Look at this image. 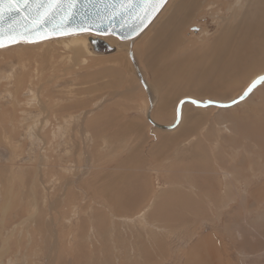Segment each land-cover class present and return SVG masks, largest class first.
I'll return each instance as SVG.
<instances>
[{
	"label": "rangeland",
	"instance_id": "obj_1",
	"mask_svg": "<svg viewBox=\"0 0 264 264\" xmlns=\"http://www.w3.org/2000/svg\"><path fill=\"white\" fill-rule=\"evenodd\" d=\"M182 1L131 44L151 98L129 42L0 48V264H264V79L231 106L184 102L172 129L146 118L149 100L171 125L182 97L230 102L264 73V48L217 72L256 0Z\"/></svg>",
	"mask_w": 264,
	"mask_h": 264
},
{
	"label": "water",
	"instance_id": "obj_2",
	"mask_svg": "<svg viewBox=\"0 0 264 264\" xmlns=\"http://www.w3.org/2000/svg\"><path fill=\"white\" fill-rule=\"evenodd\" d=\"M40 2L41 0H29L32 6L31 11H29L24 6L23 0H20L18 4H14L9 10L8 0H5V15L0 19V43L3 46L18 42H38L51 37L88 32L99 36H113L120 41L129 42V57L132 59V42L153 21L167 0H163V3H159V0H126L125 7H118L121 0H78L76 7L69 16H65L64 11L60 9H49L47 13L45 9H39L40 19L37 21L36 5ZM42 2L47 4L48 0H42ZM128 3H135L139 6L128 7ZM153 3H159V6L154 9L151 6ZM89 44L91 52H95V54H109L116 50V46L102 42L98 37L97 39H90ZM135 66L137 65L135 64ZM136 72L141 85H143L147 93V97H150L149 88L141 72ZM261 77H264V73L255 77L247 90L230 102H202L190 97L181 98L177 104L175 122L166 126L152 121L149 112L152 109L153 102L148 98L149 107L146 118L157 128L172 129L179 123V113L184 102L187 101L202 107L210 105L219 107L231 106L244 100L251 92L248 89L251 87L252 90L259 81L263 80ZM246 92L247 95H245Z\"/></svg>",
	"mask_w": 264,
	"mask_h": 264
},
{
	"label": "bare ground",
	"instance_id": "obj_3",
	"mask_svg": "<svg viewBox=\"0 0 264 264\" xmlns=\"http://www.w3.org/2000/svg\"><path fill=\"white\" fill-rule=\"evenodd\" d=\"M168 2V0H167ZM166 2V3H167ZM184 3L185 7H189L188 6V2L187 1H182ZM260 3H264V0H256L255 2V18L253 17L252 19H250L249 21L246 20V18H243L242 20L245 22L242 26H240L239 24L236 25V30H239V32H241V34H238V36H234V37H229L228 42L225 44V48L223 50V52L221 53V57H222V62H219V65L217 66V72L219 74H221V76L230 74L232 72H236L239 73L240 76L245 72V69H250L252 68V66H248L247 65V60L246 57L247 56H252L253 52H259L260 50H262L264 48V11L261 9V6L258 7ZM166 3L164 4V6L166 5ZM192 4V3H191ZM181 5V4H180ZM163 6V7H164ZM163 7L161 8V10L163 9ZM258 7V8H257ZM257 8V9H256ZM161 10L159 11V13L161 12ZM191 10V8H190ZM158 13V14H159ZM157 14V15H158ZM155 19V18H154ZM153 19V20H154ZM255 20V21H254ZM151 24V23H150ZM149 24V25H150ZM148 25V26H149ZM147 28V27H146ZM145 30V29H144ZM143 32V31H142ZM60 37V36H59ZM97 37L100 39V41H104L107 44L111 45V46H115L117 43L120 44H124L125 46L128 44V42L126 41H120L117 38L113 37V36H99V35H95L92 33H88V32H82V33H76L75 35H67L66 37H62L64 38V44H66V46H68V50H75L77 52L80 53H84L87 55H90L91 53V47L89 44L90 39H97ZM138 37V36H137ZM136 37V38H137ZM52 39L54 37H51ZM60 38V39H62ZM49 39V38H48ZM59 39V38H58ZM112 39H115L116 41L113 43L111 42ZM226 40V37L225 39ZM119 41V42H118ZM18 43H28V42H18ZM18 43H13V44H8L6 46H10V45H14V44H18ZM34 43V42H31ZM29 43V44H31ZM130 45V44H129ZM64 46V45H63ZM5 47V46H3ZM2 47V48H3ZM1 48V47H0ZM127 48V46H126ZM122 49V48H119ZM118 50V49H117ZM116 50V51H117ZM126 50V49H125ZM130 51V49H129ZM128 51V52H129ZM133 51V50H132ZM95 54V52H93ZM111 53H114L111 52ZM117 53V52H116ZM133 53V52H132ZM110 54V53H109ZM97 55H101L102 54H97ZM106 55V54H104ZM103 55V56H104ZM112 55V54H111ZM129 55V54H128ZM127 55V56H128ZM86 56V55H85ZM98 56V57H99ZM100 56V57H101ZM135 55L132 56V59L130 58L129 61L132 62V64L134 65L133 67L135 68L136 71H140L139 67L137 65V62L135 61L134 58ZM94 57H96L94 55ZM84 58V57H83ZM260 60V59H259ZM262 60V59H261ZM128 61V62H129ZM135 64L137 66H135ZM248 66V67H247ZM263 74V73H261ZM260 75V74H259ZM258 76V75H257ZM256 76V77H257ZM255 78V77H254ZM253 77L250 79V83L253 81L254 79ZM213 89V88H212ZM214 90V89H213ZM187 97V96H185ZM184 97H182L183 99ZM213 101V100H212ZM187 102V101H186ZM217 102H223L224 101H217ZM140 110V109H139ZM180 115V119L182 116V110L179 113ZM153 121V120H152ZM180 121V120H179ZM155 122V121H154ZM156 127V126H155ZM162 129V128H161ZM111 215V214H110ZM138 221V220H137ZM149 221V220H148ZM152 227V226H151ZM164 229V228H163ZM153 231V230H152ZM164 232V231H163ZM144 237V236H143ZM142 240V239H141ZM203 242V240H202ZM200 244V243H199ZM205 246V245H204ZM217 247V246H216ZM208 249V248H207ZM211 249V248H210ZM206 250V248H205ZM220 250V249H219ZM198 251V250H197ZM209 254L208 256H212L213 254L211 253V251H208ZM215 253V251H214ZM217 253V252H216ZM212 254V255H211ZM215 255V254H214ZM216 256V255H215ZM214 257V256H213ZM213 257H210V259H212ZM204 258V256L202 257ZM205 259V258H204ZM215 259H213L214 261ZM207 261V260H206ZM209 261V260H208ZM207 261V262H208ZM194 262V261H193ZM212 262V261H211ZM216 262V261H215ZM215 262H212L213 264H216ZM211 264V263H210Z\"/></svg>",
	"mask_w": 264,
	"mask_h": 264
},
{
	"label": "snow or ice",
	"instance_id": "obj_4",
	"mask_svg": "<svg viewBox=\"0 0 264 264\" xmlns=\"http://www.w3.org/2000/svg\"><path fill=\"white\" fill-rule=\"evenodd\" d=\"M19 2L20 0H8L9 10H11L14 4H18ZM23 3H24V6L28 8L29 11H31L32 6L30 5L29 0H23ZM77 3H78V0H48L47 4H45L41 0V2L36 5V8H37L36 20L39 21L40 19L39 9H45L46 13H47V10L49 9L51 10L60 9L64 11L65 16H69V14L72 13L73 9L76 7ZM125 3H126V0H121V3L118 5V7H125ZM159 3H163V0H159ZM159 3H153L151 6L155 9L156 7L159 6ZM4 5H5V0H0V19H2L3 16L5 15ZM127 6L137 7L139 5H136L135 3H128ZM0 47H3L2 43H0ZM261 79H264V77H261ZM248 91H251V87L248 89ZM245 95H247V92L245 93Z\"/></svg>",
	"mask_w": 264,
	"mask_h": 264
},
{
	"label": "crops",
	"instance_id": "obj_5",
	"mask_svg": "<svg viewBox=\"0 0 264 264\" xmlns=\"http://www.w3.org/2000/svg\"><path fill=\"white\" fill-rule=\"evenodd\" d=\"M101 75H103V73H101Z\"/></svg>",
	"mask_w": 264,
	"mask_h": 264
}]
</instances>
